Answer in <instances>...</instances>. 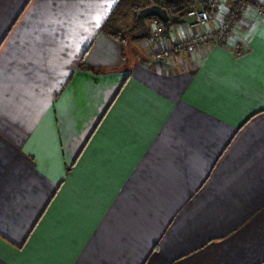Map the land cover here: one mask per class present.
I'll return each instance as SVG.
<instances>
[{
  "label": "crops",
  "instance_id": "crops-1",
  "mask_svg": "<svg viewBox=\"0 0 264 264\" xmlns=\"http://www.w3.org/2000/svg\"><path fill=\"white\" fill-rule=\"evenodd\" d=\"M117 3L0 0V264L260 263L264 18L154 59Z\"/></svg>",
  "mask_w": 264,
  "mask_h": 264
},
{
  "label": "built area",
  "instance_id": "built-area-1",
  "mask_svg": "<svg viewBox=\"0 0 264 264\" xmlns=\"http://www.w3.org/2000/svg\"><path fill=\"white\" fill-rule=\"evenodd\" d=\"M251 10L257 17L264 18V0H232L225 7H222L219 0H194V4L184 15L185 21L193 27L214 22V27L173 39L163 22L153 16L150 17L146 40L155 50L154 59L169 58L176 52L191 53L202 45H222L228 40L233 26Z\"/></svg>",
  "mask_w": 264,
  "mask_h": 264
},
{
  "label": "trees",
  "instance_id": "trees-1",
  "mask_svg": "<svg viewBox=\"0 0 264 264\" xmlns=\"http://www.w3.org/2000/svg\"><path fill=\"white\" fill-rule=\"evenodd\" d=\"M194 4V0H118L117 5L111 11L107 22L102 27V30L119 39L121 42L124 40V32L119 31V29L113 28L114 21L120 17H123L122 14L125 7L131 8L135 26L139 28L137 21V14L140 9L151 5H160L165 8L167 11L170 20L167 23H163L164 27L167 28L173 24H180L185 21L184 15ZM258 264H264L262 260Z\"/></svg>",
  "mask_w": 264,
  "mask_h": 264
},
{
  "label": "water",
  "instance_id": "water-1",
  "mask_svg": "<svg viewBox=\"0 0 264 264\" xmlns=\"http://www.w3.org/2000/svg\"><path fill=\"white\" fill-rule=\"evenodd\" d=\"M157 17L159 20H161L163 23H167L170 20V17L167 14V11L165 8L161 7L160 5H151L144 7V9H140V11L137 14V21L139 23V26L146 30L147 23L146 19L149 17Z\"/></svg>",
  "mask_w": 264,
  "mask_h": 264
},
{
  "label": "rangeland",
  "instance_id": "rangeland-1",
  "mask_svg": "<svg viewBox=\"0 0 264 264\" xmlns=\"http://www.w3.org/2000/svg\"><path fill=\"white\" fill-rule=\"evenodd\" d=\"M124 10H123L122 14H125V15L120 20L119 25L117 26V28L118 27L128 28L129 27V24H130V20H131V18H133V14H132V11H131L132 9L131 8L125 7ZM211 25H212V27H214L215 26V23L212 22ZM119 31H120V28H119ZM147 34H146V36H147Z\"/></svg>",
  "mask_w": 264,
  "mask_h": 264
}]
</instances>
